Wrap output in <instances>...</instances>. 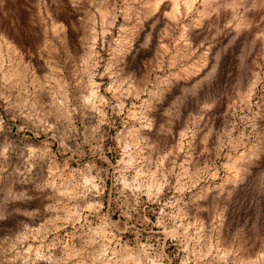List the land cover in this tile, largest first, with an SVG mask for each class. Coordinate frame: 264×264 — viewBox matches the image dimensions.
Segmentation results:
<instances>
[{"label":"rangeland","instance_id":"obj_1","mask_svg":"<svg viewBox=\"0 0 264 264\" xmlns=\"http://www.w3.org/2000/svg\"><path fill=\"white\" fill-rule=\"evenodd\" d=\"M185 1L0 0V264H264V0Z\"/></svg>","mask_w":264,"mask_h":264},{"label":"bare ground","instance_id":"obj_2","mask_svg":"<svg viewBox=\"0 0 264 264\" xmlns=\"http://www.w3.org/2000/svg\"><path fill=\"white\" fill-rule=\"evenodd\" d=\"M161 0H150V2L152 3L153 7L157 8V6L159 5ZM173 5H174V9L175 11L179 10V0H172ZM186 7L187 9H189L194 3L195 0H186ZM11 46L8 44V42L4 39V38H0V66L2 69V76L4 80H8L11 81L13 80V72L9 71L8 69H5L4 67V60L5 57L7 56V52H9ZM10 56V54H9ZM2 79V80H3ZM258 147V146H257ZM261 151L259 148H254L252 150H250L248 153L242 154L241 156H239L236 159V167H237V172L236 175L234 176V180L238 181V177H241L245 174L246 171V167L247 164H249L250 161H252L255 157H257L258 154H260ZM236 169V168H235Z\"/></svg>","mask_w":264,"mask_h":264}]
</instances>
